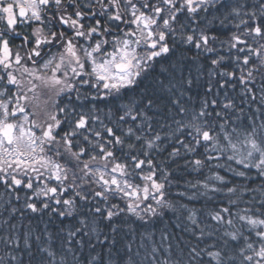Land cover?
<instances>
[{"label": "snow or ice", "instance_id": "6c2138e0", "mask_svg": "<svg viewBox=\"0 0 264 264\" xmlns=\"http://www.w3.org/2000/svg\"><path fill=\"white\" fill-rule=\"evenodd\" d=\"M0 264H264V0H0Z\"/></svg>", "mask_w": 264, "mask_h": 264}]
</instances>
